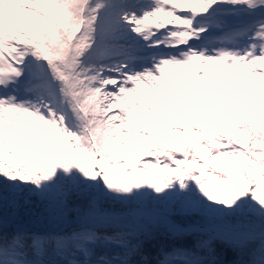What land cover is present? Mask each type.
I'll use <instances>...</instances> for the list:
<instances>
[{
  "label": "snow or ice",
  "instance_id": "6c2138e0",
  "mask_svg": "<svg viewBox=\"0 0 264 264\" xmlns=\"http://www.w3.org/2000/svg\"><path fill=\"white\" fill-rule=\"evenodd\" d=\"M0 264H264V0H0Z\"/></svg>",
  "mask_w": 264,
  "mask_h": 264
}]
</instances>
